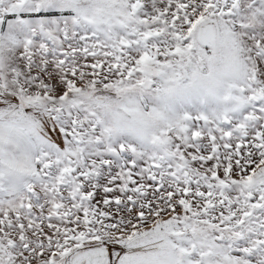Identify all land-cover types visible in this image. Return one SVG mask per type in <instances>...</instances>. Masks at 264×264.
<instances>
[{"label": "snow or ice", "instance_id": "obj_1", "mask_svg": "<svg viewBox=\"0 0 264 264\" xmlns=\"http://www.w3.org/2000/svg\"><path fill=\"white\" fill-rule=\"evenodd\" d=\"M0 264H264V0H0Z\"/></svg>", "mask_w": 264, "mask_h": 264}]
</instances>
